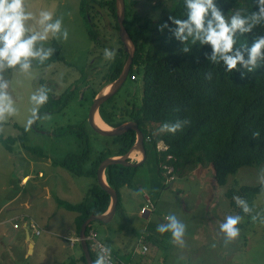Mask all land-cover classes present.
I'll list each match as a JSON object with an SVG mask.
<instances>
[{
    "label": "trees",
    "instance_id": "16d2710c",
    "mask_svg": "<svg viewBox=\"0 0 264 264\" xmlns=\"http://www.w3.org/2000/svg\"><path fill=\"white\" fill-rule=\"evenodd\" d=\"M163 1L166 4L160 10L152 7L155 15L144 17L133 10L138 0H124L123 25L134 46L132 64L125 83L128 81L133 87L141 74L142 95L139 102L136 101L134 91L123 96L121 100H117L114 95L98 110L100 119L108 127L115 128L132 121L137 124L144 138L146 158L143 164L136 168L113 165L104 171L106 184L116 193V213L119 212L120 215L123 211L120 190L124 187L133 188L135 184L144 187L150 195L156 197L159 191L154 189L163 188L162 173L165 168H170L171 173L180 166L188 170L194 166H209L214 171L216 184L222 187L227 177L234 175L239 169L264 163V59H258L251 72L240 64L229 72L223 61L213 63L209 59L212 55L209 44L201 45L199 41L193 43L192 37L182 42L174 35L177 26L172 20L188 19L185 0H144L145 3L157 4ZM214 3L226 20L238 14L247 18L252 25L249 32L237 31L234 35L233 52L240 51L247 60L248 49L258 38L264 37V19H252L253 14H258L264 5L259 0H214ZM78 8L86 25V36L92 43V50L100 51V54L91 56L90 59L106 57L105 41L100 34V22H97V18L104 21V15L110 22L111 33H115L116 46L108 47L109 52H115V55L108 59L104 73L89 81L88 72L80 74L78 69L72 68L60 55L61 48L56 43L47 60L43 63L39 60L36 62L40 68L53 70L56 66H64L76 73V78L64 91L59 92L45 86V80L55 77L54 70L42 76L39 89L43 87L48 90V100L38 106L36 116L50 117L46 119L49 120L47 128L50 131L47 133L52 137L59 139L74 136L79 140L77 151L69 152L61 159H52L51 167L60 168L73 177L93 179L81 202L72 204L57 200L58 207L76 214L77 234L80 225L90 215L104 214L110 204L109 196L96 182L99 164L107 158L125 155L135 142L133 131L116 137L97 135L89 127L86 117L63 125L56 123L67 116L66 109L72 99H77L80 104L81 101L90 99L91 105L95 96L118 78L127 58L118 37L114 0H79ZM98 9L102 10V14ZM164 24L167 27L161 30ZM184 47H188L189 51L184 52ZM261 53L264 55V49H261ZM89 72L91 75V70ZM178 121L187 123L174 135L166 131L159 132L162 125H173ZM39 129L43 130V127L40 126ZM87 130L103 139L100 149H94L90 145ZM256 133L259 135H255ZM17 140L23 149L43 156L40 149L27 144L24 133L17 138L0 139V144L10 152L9 145ZM159 142L164 145L165 150L157 149ZM146 164L150 165L148 169H145ZM141 175H148V178L142 179ZM263 190L264 183L257 186L231 187L225 192V196L234 211L244 214L246 212L243 206L235 198L244 201L249 212L253 199ZM98 224L103 226L102 223ZM91 225L86 228V235ZM148 230L150 231L149 227ZM147 237L145 254L151 249L149 243L153 238L152 233L149 232ZM87 245L94 263L99 257L90 244ZM104 246L110 250L107 243ZM77 261L86 264L83 254ZM144 262L142 260L141 263L138 258L131 259L129 264Z\"/></svg>",
    "mask_w": 264,
    "mask_h": 264
},
{
    "label": "rangeland",
    "instance_id": "374dc122",
    "mask_svg": "<svg viewBox=\"0 0 264 264\" xmlns=\"http://www.w3.org/2000/svg\"><path fill=\"white\" fill-rule=\"evenodd\" d=\"M165 4L166 1L157 4L138 0L133 10L140 16L149 17L156 14L152 7L160 10ZM78 7L79 0H24L25 11L32 14V19L26 21L25 26L29 29L28 35L32 31H42L39 24L42 11L51 13L53 22L60 19L62 29H67L69 33L68 39L65 41L59 35L52 37L49 34L47 40L38 41L35 47L53 50L56 43L61 48L60 55L64 60L72 68L78 69L80 74L88 72L90 77L87 79L90 81L104 73L108 58L98 56L90 59L91 56L100 54V51L92 50ZM98 11L102 14V10ZM102 16L104 21L97 18V22H100L104 47H115V33H111L110 22ZM38 60H31V68L27 72L21 71L19 65L0 72V83H7V88L3 91L11 98L15 109L14 114L6 112L3 119H0V139L17 138L24 133L27 144L37 147L43 154L40 157L38 152L23 149L18 140L9 145L10 152L0 144V264H83L77 261L83 253L76 232V214L58 207L57 200L72 204L81 202L93 179L73 177L60 168L51 167L52 159H61L67 153L77 151L80 144L74 136L59 139L52 137L47 128L49 120L45 119L46 116H32L37 105L30 98L38 92L42 76L51 70L38 67ZM53 70L56 72L55 77L45 80V86L56 92L64 91L76 78L75 71L64 66H56ZM137 80L133 87L128 81L124 82L115 94L116 99L121 100L134 91L136 101L139 102L142 95L141 74ZM89 107L90 99L81 101V104L77 99H72L66 109L67 116L56 123L63 125L85 119ZM29 118H33L34 122L27 127ZM40 126L43 130L39 129ZM86 135L94 149L102 147V138L89 130ZM163 146L161 142L158 143L159 150ZM129 160H141V155L134 154ZM149 166L146 164L145 169ZM170 171V168L167 172L164 169L163 188L154 189L159 191L156 197L140 185L134 184L133 188L125 189L121 202L124 211L122 215L117 212L112 221L103 226L99 222L91 223L87 235H91L102 245H106L103 240L108 238L109 241L112 237L114 244L109 248L117 254L127 252L122 256L124 264L138 258L141 263L144 260V264H150L154 260L151 249L144 256L139 254L141 244H147L149 232L158 240L159 247L154 248V252L164 259L163 264H264V190L255 197L250 211L244 214L234 211L225 196V192L231 187L264 183V163L239 169L237 173L227 177L222 187L216 184L214 171L209 166H194L191 170L180 166L175 172ZM140 178L146 179L148 175H141ZM169 215L175 216L177 222L183 225L180 241L173 239L171 231H157L159 226L169 223ZM229 216L241 218L235 226L239 229V235L235 239H229L221 231V225ZM29 224H33L32 231ZM29 243L32 244L31 248ZM136 245L139 246L138 249L135 248ZM90 247L96 253L91 245ZM111 250L108 252L113 260L118 261Z\"/></svg>",
    "mask_w": 264,
    "mask_h": 264
},
{
    "label": "clouds",
    "instance_id": "9594fccd",
    "mask_svg": "<svg viewBox=\"0 0 264 264\" xmlns=\"http://www.w3.org/2000/svg\"><path fill=\"white\" fill-rule=\"evenodd\" d=\"M259 2L261 5H264V0H259ZM185 3L188 9V19L172 20L177 26L174 35L178 40L184 42L187 41L189 37H192L193 43L199 41L201 45L209 44L212 48V55L209 59L213 63L223 61L224 65H226V70L229 72L236 69L238 64L247 68L248 71L251 72L253 68L256 67L257 60L264 59V55L261 53V49H264V37L258 38L248 49L247 60L244 59V56L240 51L233 52L235 33L237 31L245 33L251 30L252 25L248 23L247 18L241 17L237 14L231 16L230 20H226L218 10L214 0H185ZM30 19H32V14L25 11L24 0H0V72L5 68H15L17 65H19L21 71H29L32 59L38 58L39 61L43 63L51 56L53 51L51 48L44 49L42 47H35L38 41L47 40L49 34H51L52 37H57L59 35L65 41L69 37L67 29H62L61 20L56 19L53 22L52 14L46 11L40 13L39 24L42 26V31H32V33L28 35L27 33L29 32V29L26 28L25 22ZM252 19L255 21L264 19V7L260 9L258 14H253ZM164 27H167V25H162L161 30ZM182 50L188 52L189 48L184 47ZM104 53L106 58H114L115 52H109L106 48L104 49ZM0 80H2V77H0ZM5 88H7V83H0V119H3L6 112L10 115L15 113V109L12 107L11 98L5 91H3ZM47 92L48 90L46 88L41 87L37 93H34L31 96L30 99L37 105L32 111L33 117H36L38 106L47 102ZM45 119H50V117H45ZM33 122L34 119L29 118L27 121V127H30ZM186 123L187 121H178L173 125L164 124L160 127L159 132L166 131L174 135L180 131L183 124ZM255 135H259V133H256ZM165 149L166 148L163 146V149L160 150ZM128 161L134 163L140 160ZM124 189L128 188L124 187ZM235 199L238 204L243 206L245 212L249 210L244 201L239 198ZM167 220L169 223L167 225L159 226L157 231L160 233L171 231L173 239L175 241H180V238L183 235V225L179 224L176 217L173 215H169ZM240 220L241 218L239 216L227 217L226 222L221 225V231H223L229 239H235L239 235V229L235 226ZM87 237L88 235H86V242L91 245L87 240ZM97 256L99 258L96 259L94 264H104L103 258L98 254Z\"/></svg>",
    "mask_w": 264,
    "mask_h": 264
},
{
    "label": "water",
    "instance_id": "95a60500",
    "mask_svg": "<svg viewBox=\"0 0 264 264\" xmlns=\"http://www.w3.org/2000/svg\"><path fill=\"white\" fill-rule=\"evenodd\" d=\"M115 12H116V23L118 26V37L120 42L122 43L123 49L127 55L125 63L121 69V72L117 79L111 82L109 85L105 86L92 100V103L89 107L87 122L91 130L101 137H116L126 133L127 131H133L135 133V142L131 149L123 156L116 158H107L103 160L96 171V182L98 186L107 193L110 199V204L107 209L106 214H102L99 216L90 215L81 225L78 232V242L80 244V248L82 249V253L85 258L86 264H94L88 250L85 231L89 224L93 222H99L102 224H108L116 213V204H117V196L115 191L110 188L105 180H104V171L107 167L113 165H120L123 167H131L136 168L141 165L145 160V151H144V138L139 130L137 124L135 122L129 121L125 122L115 128L107 127L106 129H102L96 125V116L98 115L99 107L113 97L124 84L127 74L132 64V58L134 55V46L129 38L125 28H124V18H125V7L124 0H114ZM134 154H140L141 160L138 162L131 163L128 160ZM26 239H29L28 234L26 233ZM32 247V244L29 243V248Z\"/></svg>",
    "mask_w": 264,
    "mask_h": 264
},
{
    "label": "crops",
    "instance_id": "0c3cea01",
    "mask_svg": "<svg viewBox=\"0 0 264 264\" xmlns=\"http://www.w3.org/2000/svg\"><path fill=\"white\" fill-rule=\"evenodd\" d=\"M123 194H125V189L124 188H122L121 190H120V196H121V202H122V199H123ZM123 209V208H122ZM124 212V211H123ZM122 215V214H121ZM147 216V215H146ZM160 238V237H159ZM108 241V238L105 240V243H107L108 244V246L110 247L111 246V248L113 247V238L111 237L110 239H109V241ZM141 245H145V244H141ZM149 247H151V250H153V256L155 257L154 258V260L152 261V262H150V264H154V262H157V264H163L164 263V259H162V258H160V256L158 257V255H155V252H154V248H158L159 246H158V240L156 239V238H152L151 239V241H150V243H149ZM135 248H139V246H135ZM110 249V248H109ZM111 250V249H110ZM111 252L113 253V254H115V256H117V258L119 259L118 261H116V262H118L119 264H124L123 263V260H122V256L123 255H126V253H124V252H121V253H115L114 251H113V249L111 250ZM110 253V252H109ZM139 254H140V251H139ZM111 255V254H110ZM145 255V254H144ZM144 255H141V256H144ZM119 256V257H118ZM121 256V257H120ZM158 257V260L156 259ZM116 260V259H115Z\"/></svg>",
    "mask_w": 264,
    "mask_h": 264
},
{
    "label": "built area",
    "instance_id": "2783aa9c",
    "mask_svg": "<svg viewBox=\"0 0 264 264\" xmlns=\"http://www.w3.org/2000/svg\"><path fill=\"white\" fill-rule=\"evenodd\" d=\"M31 225L33 224H29V229L32 231ZM17 226H14V228H16ZM37 229V227H34ZM39 231V230H38ZM40 234V231L38 233V235ZM36 235V236H38ZM87 240L91 243L93 249L96 251V253L103 258L104 260V264H112L111 262H109L107 260V255H106V248L100 243L98 242L97 239L93 238L91 235H89L87 237Z\"/></svg>",
    "mask_w": 264,
    "mask_h": 264
},
{
    "label": "bare ground",
    "instance_id": "6f19581e",
    "mask_svg": "<svg viewBox=\"0 0 264 264\" xmlns=\"http://www.w3.org/2000/svg\"><path fill=\"white\" fill-rule=\"evenodd\" d=\"M96 125L102 129H106L108 126H106V124L100 119L99 116H96ZM145 151V149H144ZM145 158H146V152H145ZM166 172L168 170V168H165ZM171 170V169H170ZM147 251V246L146 245H141L140 247V253L142 255H144ZM106 255H107V260L109 262H111L112 264H119L118 262H116L115 260H113L112 256L110 255V253L108 252V249H106Z\"/></svg>",
    "mask_w": 264,
    "mask_h": 264
}]
</instances>
